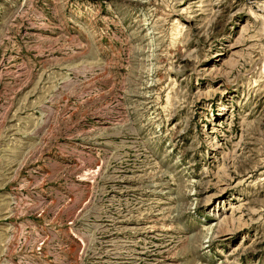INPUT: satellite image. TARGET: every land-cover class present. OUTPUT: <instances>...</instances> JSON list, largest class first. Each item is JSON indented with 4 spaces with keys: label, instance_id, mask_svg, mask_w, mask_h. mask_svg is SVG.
<instances>
[{
    "label": "rangeland",
    "instance_id": "374dc122",
    "mask_svg": "<svg viewBox=\"0 0 264 264\" xmlns=\"http://www.w3.org/2000/svg\"><path fill=\"white\" fill-rule=\"evenodd\" d=\"M0 264H264V0H0Z\"/></svg>",
    "mask_w": 264,
    "mask_h": 264
}]
</instances>
